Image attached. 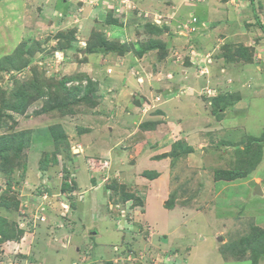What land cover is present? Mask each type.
<instances>
[{
    "label": "rangeland",
    "instance_id": "obj_1",
    "mask_svg": "<svg viewBox=\"0 0 264 264\" xmlns=\"http://www.w3.org/2000/svg\"><path fill=\"white\" fill-rule=\"evenodd\" d=\"M166 1L0 0V264H264V157L249 141L262 133L264 145V0L227 1L222 21L236 18L245 48L206 58L225 26H212L219 36L208 45L198 39L210 37L206 23L188 22L216 13ZM94 32L126 53H89ZM148 53L157 75L138 65ZM175 63L214 79L216 96L158 91L156 78L167 89L179 82ZM34 70L53 95L28 94ZM223 80L244 87L228 93ZM21 87L20 111L10 97ZM238 100L248 118L219 131L217 116ZM147 122L164 124L163 135L171 122L182 130L158 152ZM229 134L235 147L249 136L254 150L238 170L251 171L233 174L246 182L222 172L236 168L232 149L214 146Z\"/></svg>",
    "mask_w": 264,
    "mask_h": 264
},
{
    "label": "crops",
    "instance_id": "obj_2",
    "mask_svg": "<svg viewBox=\"0 0 264 264\" xmlns=\"http://www.w3.org/2000/svg\"><path fill=\"white\" fill-rule=\"evenodd\" d=\"M172 1L175 4V5L174 4L173 5H174V7L177 8V11H179L183 7L184 9H191V10L194 8V14L197 11L196 13L197 14L201 13L202 16L206 13V11L208 12L209 9H211L213 12L216 13V18H214V19L208 18L207 20L206 19L202 20L200 18H197L195 16L196 14L195 15H192V17L197 18V22L198 23L199 22L204 23V24L206 23V27L208 28L207 30H208L209 33H205V35H208L209 34L210 37H207L206 39L205 38H202V37H199V38L197 37V38L198 39H202L203 42H205V40H208V42L206 43L208 45L209 44H212L211 42L213 40L217 39L218 36H219V34H217L215 36V34L213 35L211 33L212 30H210V29L212 28V26L214 25V26H216V28L217 27H224L225 26L224 29H225V32H227V33H225V40L219 39V41L222 42V43H220L222 46H219L218 45L220 48H215L213 45H211V47L209 49H206L205 46H204V49H205L204 50V53L206 54L205 55V58L207 56H209V54L211 55V54L214 53V52H210V50L211 51H216L218 49V50H220V52H228L230 50H235L234 48H236V46H238L239 44H240L238 46L239 49H242L244 47L243 44H241V42L244 40L245 35H242L240 32L238 34L237 33L232 34L234 31L237 32L238 30H241L240 29V26L238 28V26H237L238 24H236V22H235V19L236 18L235 19L234 18H232V19L231 18L230 19L229 18L228 19L226 18L223 21H222V18H221L222 17V13L220 12L219 9H221L223 7V5H225V4L227 5L228 4L227 1H229V0H167L166 3H168V2L170 3ZM202 8L204 10H202ZM212 20H215V21H212ZM188 23H191V21H189ZM233 25H234V27H233ZM205 35H203V37ZM212 37H214L213 40L211 39ZM223 41H225V42L223 43ZM149 55H150V53H148L146 56H144V58L138 60V65H144V63L147 64V65L149 64L151 66V69L154 70L153 72H155V74H156V68H157L156 65L157 64H155V63H153L151 61L152 60L151 57L152 58H154V57L153 56H150L146 61H144L146 59V57L149 56ZM161 61L162 60H159L157 62H161ZM154 64H155V66H154ZM177 64L175 65V67H173L174 73L176 72V68H177V73L173 74V77L171 79V83H172V81L174 82L175 76H177V75H178V78H179V82L178 83H173L172 85H170V87L167 86L168 87V89H167L164 86L165 84L163 82H160L159 79L156 78V79L153 80V84H154L155 88L158 91H161V93H163V91L168 92L167 94H169V93L175 94L176 93V95H179L182 98L181 100L187 101L186 99H188V98H190V96H192L193 99H199V98L201 99L202 98V99H204V103H207L208 102V99L214 96V95L212 96V94H213V89L212 88L213 87H209L210 84L211 85L213 84L214 79L212 77H210V78L213 79V80L210 81L209 80V77H205V74L201 73V72H203L202 70H200V72H198L196 69L194 70L192 68V65L195 66L193 63L190 64V66H188V67H184L185 65H183L182 63L181 64H178V65ZM181 73H182V75H181ZM150 75L152 76L153 73L151 72ZM228 75H229L228 76L229 80H231V79L234 78L233 75L231 73H229V71H228ZM228 78L226 80H228ZM208 80H209V82H207ZM224 80H223V83L226 85L224 90H226V92H228V93L242 91V88L244 87L242 84H236V83H233L232 81H230L231 83H227ZM146 81L151 82L147 78V76L143 77V82L145 83ZM198 82H200L199 86L195 87L193 85V83H198ZM138 83H139V81H138V78H137V80H136V87H133V86L131 87L129 84H127L125 87H127V88L131 87L132 89L134 88V89L137 90ZM144 83H139V85H143ZM156 84H162V86H157ZM206 88H208V89H206ZM228 93H227V95H228ZM176 100H177V98H173L169 102L173 103ZM169 102H166L165 107L168 106L167 103H169ZM239 102L240 101L238 100V103L236 105L234 104L233 106H231V107L229 106L228 108H226L225 112H224L223 109L220 110V113H223L224 112L225 114L223 113L224 116L221 117V118H219V116H217V122L221 126L219 128V131H222L223 132L224 130H227V129H231V130L238 129V122L241 120L240 115H242V114L244 116L247 115V118H248V113H249V110L248 109L247 110H244L242 107H241L242 109H237V107H239ZM171 106H172V104H171ZM178 110H181V109H178ZM257 110L259 111V110H261V108H257ZM176 112H177V110H176ZM233 114L234 115H238L237 122L236 121H233V118L231 116ZM256 115L258 117H260V112H257L256 111ZM195 116L197 117L198 114L196 113ZM242 123L243 122H241V124ZM168 125L171 126L170 127L171 133H169L170 132V130H169V132L166 135H163V134L160 133V130L159 129L162 126H164V124H160V122H158L156 124V126L153 128V130L152 129L147 130V132L148 133H151V134L152 133H155V132H158L159 135L156 136L157 141L160 144V147L157 146V149H156V151H158V152H161V151H163V148L168 147L167 145L164 146L167 142H169V144L172 142V141L170 142L169 140H171V138L173 136V133H172V131H173L172 128L173 127L177 131V133L182 130L181 129L182 127L181 126L180 127L178 126L179 124L176 125L175 123L173 124V122H171V123H168ZM167 135H168V137H167ZM229 135H230V138H231V134H229ZM261 135H262V133L260 135H258L257 137L252 138L253 139L252 145H255L257 147H260L261 151H260V155L259 156L263 160V157H264V145H263V140H260ZM248 137L249 136H247V138H246L245 141H244V139H241L240 142H239V146L238 147L237 146L235 147V144L232 143L233 142L232 138L231 139H228V140L222 139V141H219L218 140L217 144L214 145L215 147H218V150H222V148L224 149L223 151H227L228 149H232L233 154L235 156L234 161H235V167L236 168H235V170L233 169L234 171L241 170V168H242L241 166L243 165L244 162H245V166H246V162L248 161L249 157L252 154H254V150H252L251 152H246L247 148H244V145L246 146L248 144L247 143ZM153 138H155V135H153ZM241 138H244V137H241ZM231 140H232V142H231ZM240 147H241V149H240ZM195 151L196 150L191 151L190 154L191 155L194 154ZM203 154L204 155L206 154L205 151H203ZM249 154H251V155H249ZM222 156L223 155L221 154V157ZM218 158H220V154L218 155ZM253 158L254 157L251 156V162H252ZM220 170H223V168L220 169ZM233 170L230 171V172H228V171H222V172H226L225 174L229 176V178L227 179V180H229V182H234L237 179H238L239 182H246L247 179H243L242 176H238V177L236 176L237 178L235 179V176H233V173H234ZM248 171L250 172L251 170H248L246 168L243 171H241L239 174L245 175V173H247ZM230 173H231V175H230ZM246 177H248V176H246ZM246 177H244V178H246ZM252 177L254 178V176H250V178H248V179L250 180ZM255 180H256V178H255ZM250 181H252V179ZM225 182H228V181H225ZM225 182H218V183H223L224 184ZM57 264H66V262L64 261L62 263V261H61V262H58Z\"/></svg>",
    "mask_w": 264,
    "mask_h": 264
},
{
    "label": "trees",
    "instance_id": "obj_3",
    "mask_svg": "<svg viewBox=\"0 0 264 264\" xmlns=\"http://www.w3.org/2000/svg\"><path fill=\"white\" fill-rule=\"evenodd\" d=\"M91 38L94 41H96V39H98V40L96 41L97 43H95V44H93V43L90 42L89 47H88V52L89 53H92V52H105V53H109V52H112V51L119 52L122 55H124L126 53L123 50V46L121 47V45L119 43H109V42H106L104 40V38H102L101 35L95 34V32H94V34H92ZM33 72H34L35 76L31 77L29 79V81H28V84H27V87H29V89L27 90L28 91V94H30L31 91H35L36 92L35 93L36 95H38V94L39 95L40 94L41 95H44V94H51V95H53V91H54L53 88L54 87L50 86L49 84L42 85L44 82L41 81V80H39V78H38L39 77V74L35 70ZM81 78L82 79L83 78L85 79L86 76L83 75V76H81ZM68 81H70L69 78H67L60 85V89H61L62 92H67V89H66L65 85L67 84ZM44 87H48V88L44 89ZM24 94H25L24 87H21V88H19L18 91L16 90V92L13 93L11 95V97H10L11 100L14 101V102H15V99H16V101H17L16 102L17 103L16 107L19 105L20 111H21V109L23 110L24 107L26 106V98L27 97H24ZM214 111L218 115V111L215 110V109H214ZM154 126H156V123L154 124V122H147V123H144L142 125V128H144L146 130H148V129L150 130V129H153ZM252 141H253V139L250 140V142H252ZM4 142H5V140H4ZM0 148H1V146H0ZM174 149L177 152L176 153L174 151V153H173V156L175 157V156H177L179 154V145L176 144L174 146ZM187 150H189V149H187ZM248 152H250V151L248 150ZM235 172L240 173V171H234L233 174H235ZM230 175H231V173H230Z\"/></svg>",
    "mask_w": 264,
    "mask_h": 264
},
{
    "label": "water",
    "instance_id": "obj_4",
    "mask_svg": "<svg viewBox=\"0 0 264 264\" xmlns=\"http://www.w3.org/2000/svg\"><path fill=\"white\" fill-rule=\"evenodd\" d=\"M255 193L257 195H260V196H263V192H262V189L260 186H257L256 189H255Z\"/></svg>",
    "mask_w": 264,
    "mask_h": 264
},
{
    "label": "clouds",
    "instance_id": "obj_5",
    "mask_svg": "<svg viewBox=\"0 0 264 264\" xmlns=\"http://www.w3.org/2000/svg\"><path fill=\"white\" fill-rule=\"evenodd\" d=\"M195 22H197V19H195V20L192 21L191 23H195ZM191 23H189V24H191ZM186 25H188V24H186ZM138 81H139V83H144L143 80H142L141 78H139ZM127 111H128V110H127ZM142 125H143V124H142ZM142 125H141V126H142ZM148 130H149V129H148ZM144 131H147V130L145 129ZM24 263H25V262H23V264H24ZM39 264H40V263H39Z\"/></svg>",
    "mask_w": 264,
    "mask_h": 264
},
{
    "label": "built area",
    "instance_id": "obj_6",
    "mask_svg": "<svg viewBox=\"0 0 264 264\" xmlns=\"http://www.w3.org/2000/svg\"><path fill=\"white\" fill-rule=\"evenodd\" d=\"M24 264H27L26 262ZM31 264H39V263H31Z\"/></svg>",
    "mask_w": 264,
    "mask_h": 264
}]
</instances>
